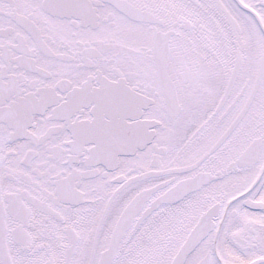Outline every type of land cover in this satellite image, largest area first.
<instances>
[{
	"label": "snow or ice",
	"instance_id": "obj_1",
	"mask_svg": "<svg viewBox=\"0 0 264 264\" xmlns=\"http://www.w3.org/2000/svg\"><path fill=\"white\" fill-rule=\"evenodd\" d=\"M0 264H264V0H0Z\"/></svg>",
	"mask_w": 264,
	"mask_h": 264
}]
</instances>
